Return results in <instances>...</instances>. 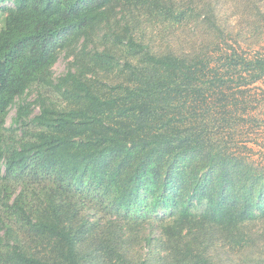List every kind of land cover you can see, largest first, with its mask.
I'll return each instance as SVG.
<instances>
[{
	"label": "trees",
	"instance_id": "trees-1",
	"mask_svg": "<svg viewBox=\"0 0 264 264\" xmlns=\"http://www.w3.org/2000/svg\"><path fill=\"white\" fill-rule=\"evenodd\" d=\"M11 1L0 5V264H264V160L231 143L258 122L248 92L264 55L217 59L170 37L157 48L146 26L176 32L194 18L224 38L222 2ZM238 2L264 18V0Z\"/></svg>",
	"mask_w": 264,
	"mask_h": 264
},
{
	"label": "rangeland",
	"instance_id": "rangeland-1",
	"mask_svg": "<svg viewBox=\"0 0 264 264\" xmlns=\"http://www.w3.org/2000/svg\"><path fill=\"white\" fill-rule=\"evenodd\" d=\"M239 0H220L222 2V10L220 17L226 22V35L221 37L216 31H212L207 24L201 23L196 19H190L182 28L176 27V32L169 28L168 25L152 19L147 23L148 32H152L151 40L154 46L164 45L166 47L168 38L173 41L172 46L178 51L179 44L184 50L190 53L194 49L203 50L209 53L214 58H220L224 50H230L232 47L240 54L249 58L256 53L264 55V18L258 16V12L253 5L240 4ZM238 3V4H237ZM1 6L13 7L11 0L1 3ZM3 13V12H0ZM256 15L258 17H256ZM5 14L0 15V28L3 25ZM166 30H165V29ZM149 33V35H150ZM178 37L180 39L178 40ZM71 59H66L64 55L60 57L58 62L53 67L54 76L60 77L66 73ZM216 60V59H215ZM218 61V60H216ZM234 85V83L232 84ZM45 95H55L47 88H40ZM36 90H32L27 97L28 101L36 99ZM59 100V99H58ZM248 109L254 117H259L255 122L249 120L246 128H239L233 132L231 139L234 144H238L239 148L235 147L237 154L241 157L248 156L251 160H264V79L259 83L250 87L248 92ZM257 109V110H254ZM38 113V109L36 110ZM16 117V108H12L7 119L6 126L10 127L13 124V119ZM229 138V137H228ZM247 145V149H244ZM223 146H219L216 151H221ZM240 152L242 154H240ZM13 199L11 200V202ZM162 216V215H160ZM159 216V217H160ZM155 217V215H154ZM167 219V216H163Z\"/></svg>",
	"mask_w": 264,
	"mask_h": 264
}]
</instances>
